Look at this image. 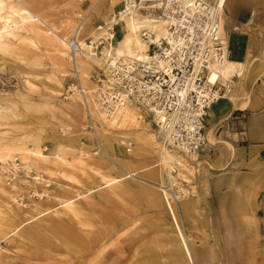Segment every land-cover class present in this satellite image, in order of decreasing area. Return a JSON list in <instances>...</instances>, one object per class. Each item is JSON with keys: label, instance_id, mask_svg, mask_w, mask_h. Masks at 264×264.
<instances>
[{"label": "rangeland", "instance_id": "1", "mask_svg": "<svg viewBox=\"0 0 264 264\" xmlns=\"http://www.w3.org/2000/svg\"><path fill=\"white\" fill-rule=\"evenodd\" d=\"M26 1L56 25V20L68 14L73 20L71 26L56 30L67 38L78 22V14L91 10L81 38L92 43L93 56L98 59L103 58V46L111 42L97 27L107 28L117 21L112 44L125 32L118 0ZM250 7L246 24L240 27L250 39L248 64L241 71L245 78L237 82L239 71L233 73L227 98L238 87L242 93L246 86L255 89L246 80L251 68L264 79V0H255ZM92 32H98L99 38L89 37ZM26 36L27 32L19 29L14 37H8L9 48H15L0 50V144L24 139L28 148L38 146L50 155L60 147L68 161L64 165L59 161L53 165L29 161L35 166L27 174L20 151L12 152L14 166L10 158L7 163L0 161L3 186L9 190L15 181L17 200L23 206L16 208L0 192V264H264V159H254L250 151L243 150L237 155L240 161L231 163L234 151L229 161V151L221 147L224 143L213 138L219 134L214 129L213 140L206 138L203 150L193 158L187 157L193 167L189 179L185 181L174 168L171 175L189 190L177 206L171 203L190 249L189 261L168 205L160 197V164L149 136L152 133L162 142L157 127L145 118L141 123L147 134L136 139L110 129L95 115L89 119L73 90L77 71L67 56L59 59L54 48L42 42L30 46ZM90 63L81 82L86 89H94L96 78L106 70L104 63ZM134 110L140 115L136 107ZM246 116L242 112V119ZM30 139H37L38 145ZM239 143L243 149L247 147L245 142ZM223 162L228 165L223 166ZM114 163L124 171H136L135 176L124 178L126 174ZM36 173L40 176L37 181ZM109 178L119 180L105 185ZM68 198L73 201L70 207L60 202ZM64 231L84 238L75 237L73 246L63 245L65 241L56 233Z\"/></svg>", "mask_w": 264, "mask_h": 264}, {"label": "built area", "instance_id": "2", "mask_svg": "<svg viewBox=\"0 0 264 264\" xmlns=\"http://www.w3.org/2000/svg\"><path fill=\"white\" fill-rule=\"evenodd\" d=\"M120 3L123 11L137 10L166 20L167 36L153 41L142 30L141 37L148 45L147 59L127 64L117 61L113 68L106 67L103 76L98 75L94 94L100 109L108 113L110 100L120 96L125 103L138 108L142 120L148 118L154 123L165 146L184 154L198 153L207 144L205 117L214 103L227 98L232 83L222 81L221 74L215 71L232 56L223 31V8H219L216 0H120ZM90 13L91 10L78 19L79 23ZM70 38L73 58L80 47L75 32ZM211 71L217 73L213 81L209 80ZM73 90L89 111L90 98L78 77ZM168 179L162 187L177 206L189 195V190L172 175Z\"/></svg>", "mask_w": 264, "mask_h": 264}, {"label": "bare ground", "instance_id": "3", "mask_svg": "<svg viewBox=\"0 0 264 264\" xmlns=\"http://www.w3.org/2000/svg\"><path fill=\"white\" fill-rule=\"evenodd\" d=\"M119 1L120 0H118L117 2H119ZM216 2L218 3L219 8H223L224 5L227 3V0H216ZM36 5H38V7L40 6L39 4H36ZM33 7L26 0H0V50L4 49L6 51V49H8V51H9V49L15 48V46L9 48L10 44L8 43L9 42L8 37L9 36L14 37L16 35V32L19 29H22V30L27 32L26 38H27L28 42L27 41L26 42L28 45L35 46L38 42L39 43L42 42L47 46V48L48 47L51 48L50 46H52L54 48V51H55V56H57L59 59L62 60L67 56L68 61L70 63H72V66L75 67V69L77 71L76 74H77V77L79 79V83L82 87H83V85L81 84V82L84 79V75H86L85 71L92 65L90 63V61L97 62V63H94L96 65L98 63L103 65V63H104V65L106 67H112V68L114 67V65L116 66L117 61L118 62L121 61L123 64H127V63H129L135 59H137L138 61H143V60L147 59V52L146 51L148 50V45H147L145 39L141 37L142 30L147 31V33L151 36V39L153 41H159L160 39L166 38V36H167V28H166L167 21L166 20H164L162 18H158L156 15H152L150 13H148V14L140 13L137 10H132V9L125 10V11L121 10L119 13V15H120L119 18L125 22V32L121 36V38L115 42V44H112V39L114 38L113 26L117 21H114V23H112V25L110 27H107V28H102L101 26L97 27V31H98V29H100V30L102 29L101 32L98 31L99 33L105 32L104 34L107 35L106 37H103L104 39H108L110 36L112 37L111 40L109 38L111 43H108L107 46L106 45L103 46V50H102L103 58L98 59V58L93 56L92 43L88 44V43L84 42V38L83 39L81 38L82 30L84 28L86 20L89 17V15H87L85 18H83L84 20L81 21L82 23L80 22L81 24L79 23V21L77 22V24H76V26L72 32V34L75 32V39L77 40V44L80 47V51H78L76 53L75 57L72 58L70 55L71 50H72L70 47V41H71L70 37L72 34L70 35V37L67 38V34L60 35L56 32V30H58V29L59 30L60 29H62V30L68 29V27L71 26V24H72V21H73L72 18L68 14L64 17L59 18V20H56V18H55V20L58 22L56 25L51 21L49 16H47L44 12L34 10ZM35 7H37V6H35ZM97 7H98V4H97L96 8ZM96 8H95V10H96ZM83 16L84 15H81V13H79L78 19H80ZM112 21L113 20H110L109 22H112ZM98 32H97V34L95 32H92L88 36L90 37L92 35L94 38H99V37H97ZM17 39L20 40V38H17ZM101 39H102V37H101ZM22 42H24V41H22ZM68 51H70V54ZM247 59H248V57H247ZM245 66H246L245 63L240 62L239 64H236L233 60H228L223 65L218 67L217 70H215V71H218L219 74H221L222 81L227 80V83L229 82L228 85H230V82H233L231 80V78L234 76L233 75L234 71L238 70L239 73H241V71L244 70ZM215 71L210 72V74H209V80L210 81H213L217 77V73ZM86 78H88V77H86ZM94 85H95L94 89L90 88V87L88 88V86H87V89L85 88L86 86L83 87V88H85L87 96H89V98H90L89 99L90 107L88 105L89 111L83 106L84 112L86 111L85 113L89 115V116L87 115L89 117V119L92 120V116L94 117V115L97 118H101L102 121L110 129L121 130L123 133L122 136H128V137L132 136L136 139H141L142 135L147 134V130L145 129L144 126H142V123H141V121H143L141 118L142 116L136 115V113H135V110H134L135 106L128 104V103H125L124 100L122 98H120V96L118 99L110 100L109 103H110L111 111H108V113H107L105 110H103V109L101 110L99 107L98 100L96 99V95L94 94V92L97 88V84L94 83ZM92 93H93V95H92ZM232 98H233V96H232ZM245 102H243L242 105H245ZM81 104H82V102H81ZM105 132L106 131H104V133ZM107 132L105 133L106 135H107ZM211 133H212V130L207 129V131H206L207 137L206 138H208V141L213 140ZM102 136H104V135H102ZM149 136L151 137V139L153 141V143H152L153 146L151 147V149L156 152V155L158 156V165L160 164V169L157 171L158 182L161 183L159 186L160 187V197H161L162 201L164 200L166 202V204L168 205V208L170 210V214L172 217V221L176 227V232H177L178 238L180 240V243L182 245V248H183L186 256L188 257L189 261L192 262L191 254L189 252L190 249L188 247L187 240H186L184 234L182 233V231L178 225L176 216L174 215L173 207L171 205L172 201L170 200L171 198L162 186L164 184L168 183V180H169L168 178H169V176H171L172 171H176L174 169L175 167L178 168V174H180L184 178L185 181L187 179H189L188 176L192 175L193 167L191 165H189L187 157L193 158V157H195L196 153L183 155V153L182 154L179 153L178 149L173 148V147H169V146H165L161 141L156 140V138L154 137V134L150 133ZM14 140L16 141L17 139H14ZM30 140H33V139H30ZM121 140L123 141V139H121ZM9 141H10V139H9ZM33 141L36 145H38L37 139H34ZM9 143L5 142V143L0 144V161L6 162V160L9 158L11 159V160L9 159L10 161H13L12 152L13 151H20L21 153L20 152H17V153L21 154L20 159H22V162L25 165L23 167H25V169H26L25 170L26 174H27V171L32 170V166H35V163H33V165H32V162H29V161L36 162V161L41 160L44 162L46 161V163H52V165H53V163L58 162V161L62 162L61 164L64 165V162L68 161L66 159L64 150L60 147L57 148L56 152L53 155H50V154L43 153L38 146H36L35 149L28 148L25 144L24 139L17 140L16 142L13 141V143H10V144ZM103 143H105V142H103ZM28 145H30V144H28ZM152 150H150V151H152ZM103 153L106 154L105 151ZM109 153H111V152H109ZM97 159H99V158H97ZM7 162H9V161H7ZM10 164H13L12 166H14L15 162L13 161ZM117 164L114 163V166H116L118 169L123 170ZM69 165H70V163H69ZM35 168H37V167H35ZM162 168H163L164 173H162ZM49 170H50V168H48L47 171H49ZM135 172L130 173L128 171H124V173L126 174L124 176V178L135 176ZM38 174L39 173H36V175L34 176V179H36V181L38 179H40V176ZM150 175H152L151 172H150ZM152 176L155 179L154 175H152ZM121 179H123V178H121ZM117 180H119V179L109 178L105 181V185H111ZM3 185H4V179H3V175L0 172V192L5 194L6 198L11 199V201L13 202L12 204H14V206H16V208H18V209L23 208L21 202L17 200V198H18L16 195L17 185H16L15 181H13L11 183V187H10L11 189H9V190H6ZM54 198L60 199V197L57 195H55ZM60 202L61 203L64 202V205L70 207L71 205H69V204H71L73 201H72V199L71 200L69 199V200H61ZM31 234H33V233H31ZM56 236L58 238L59 237L63 238V240L65 241L62 243L63 245L66 244V245H70V246L72 244H76L75 243V237L84 238L83 236H79L77 234L70 235L69 232H67V231H64L61 233H56ZM90 237H92V236H90ZM39 251L42 252L41 250H39ZM37 253H38V251H37ZM41 255L43 256V252L40 254V257H42Z\"/></svg>", "mask_w": 264, "mask_h": 264}, {"label": "crops", "instance_id": "4", "mask_svg": "<svg viewBox=\"0 0 264 264\" xmlns=\"http://www.w3.org/2000/svg\"><path fill=\"white\" fill-rule=\"evenodd\" d=\"M247 1L229 0L225 6L226 17L223 31L227 32L228 44L232 53L231 58L236 64L240 62H247L248 64L247 54L250 39L248 38L249 35L246 36L240 27L246 24L248 20L246 17L251 10L250 6L255 4V0L253 2ZM235 71L237 72V70ZM244 78L241 77V73H237V80L235 81L238 82L239 79L244 80ZM246 80L251 85H255V89L246 86L242 93L238 87L232 94L233 98L229 94L230 97L228 96V98L220 99L214 103L205 118V136L207 137V129L212 130V132L214 129L219 131L218 136L212 137L215 142L221 141L224 143L221 147L229 151L227 158L229 161L232 158V151H234L231 163L240 161L241 157L238 158L237 155H242L243 150L250 151V157L254 159H264V79L260 78V75H255L251 68L249 72L247 71ZM243 102H245V105H242ZM242 112L247 113V116L243 119L241 117ZM219 138L221 140H218ZM239 142H245L247 147L243 149L239 146ZM227 163L223 162L222 165L224 166ZM214 165H217V163L214 162ZM223 166L219 168H224Z\"/></svg>", "mask_w": 264, "mask_h": 264}]
</instances>
